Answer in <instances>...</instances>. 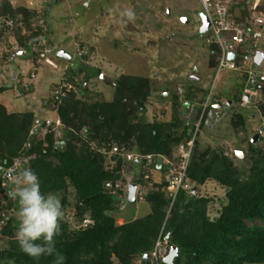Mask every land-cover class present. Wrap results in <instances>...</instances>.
Masks as SVG:
<instances>
[{
	"label": "trees",
	"instance_id": "obj_1",
	"mask_svg": "<svg viewBox=\"0 0 264 264\" xmlns=\"http://www.w3.org/2000/svg\"><path fill=\"white\" fill-rule=\"evenodd\" d=\"M231 7L232 12L234 7L238 8V20L249 15L243 2L238 1ZM259 9L264 11V4ZM34 15V9L1 0L0 39L14 36L21 48L27 46L28 38L39 36L42 41L41 27H31ZM24 29L31 30V35H25ZM215 49V45L208 48L212 67L216 64ZM83 67L80 66L76 72L70 68V71L75 76ZM99 73L97 69L92 74ZM235 75L239 82H243V77ZM83 82L86 81L78 84L73 80L74 90L60 103L52 96L47 100L51 111L48 114L62 122L60 143L55 144L53 132L44 138L34 136L31 147L25 151V155L34 157L22 168H30L38 175L41 192L45 196L54 194L61 201L65 216L55 241L65 258L64 264H139L138 260L140 264H148L143 256L153 248L164 222V234L171 230L166 251L175 246L178 252L173 264H264V151L257 145L264 139V134L256 143L249 141L250 145L247 144V155L251 161L248 170L239 168L232 156L224 154L223 145L202 150L198 140L194 141L186 170L194 189L197 192V188L208 180H214L225 188L226 200L214 219L207 214L208 198L184 191L177 193L167 213L171 194L162 176L153 181L145 195L144 201L150 204L148 214L117 224L113 214L115 198L120 197L125 189L116 190L113 194L106 188V183L113 186L116 181L125 184L137 175L134 171L122 173V155L155 153L172 156L176 147L188 140L189 128L181 119L183 110L177 108H183L178 95H174L171 114L166 119L154 116L151 122L136 121L135 114L145 112L151 95L146 77L121 76L113 80V85L109 84L114 89L110 100L104 98L91 103L85 100L86 97H77V91L87 89ZM56 87L57 84L52 85L53 90ZM7 88L0 87V92ZM186 95L183 94L187 97L185 103L189 99L196 100L191 92ZM255 108L264 120V89ZM36 119L39 118L33 111L8 112L0 104V184L3 171L20 154ZM231 124L237 130L247 129L246 120L239 113H235ZM111 161L115 163L112 165ZM135 165L131 168L134 169ZM136 181L139 183L140 179ZM1 191L7 206L15 205L18 210L11 186ZM85 218L89 220L86 224L83 223ZM17 228V215H12L0 230V234L7 238L6 248L0 250V264H9L13 259L15 264H52V257L34 261L20 250L16 240Z\"/></svg>",
	"mask_w": 264,
	"mask_h": 264
},
{
	"label": "rangeland",
	"instance_id": "obj_2",
	"mask_svg": "<svg viewBox=\"0 0 264 264\" xmlns=\"http://www.w3.org/2000/svg\"><path fill=\"white\" fill-rule=\"evenodd\" d=\"M8 1L34 9L36 15L31 20V27H41L44 36L42 41L39 36L28 38L27 46L23 48L14 36L0 39V87H8L0 92V104L8 112L33 111L34 116L42 120L43 117H51L46 102L52 96L53 84H73V80L80 84L85 80L83 85L87 89L77 91V97H86L85 100L91 103L104 98L110 100L114 92L113 86L106 83L100 74L111 80L134 76L146 77L150 83L151 95L145 112L135 114L136 121L145 123L151 122L154 116L157 119L170 116L172 99L179 94L177 88H181L183 94L187 93L186 96L191 92L196 103L204 100L210 88L215 71L209 64V50L204 46L209 34L198 33L201 11L198 0ZM126 10L134 12V19L128 20L121 15ZM182 18H188L190 22L183 24ZM24 31L28 36L32 33L31 30ZM262 33L264 36V26ZM20 49L23 54L17 53ZM37 49H49L46 58L52 64L35 57ZM60 51L71 59L60 57ZM83 65L80 73L75 76L71 73ZM97 69L100 73L92 74ZM190 74L198 76L199 80L191 79ZM234 75L227 69L217 75L214 92L223 98L224 106L220 111L214 109L208 118L204 117L197 140L202 150L223 145V153L232 156L239 168L248 170L251 161L247 155V144L250 145L254 128L262 125L264 120L255 108L256 103L242 105L243 85ZM186 98L177 97L183 106H177L178 109L185 111ZM230 99L232 104L226 106L225 102ZM235 113L246 120L245 131L232 127ZM257 145L264 151L263 139ZM236 150L244 155L238 158ZM137 168L135 165L134 171ZM155 174L154 180L158 181L161 175ZM148 187L147 184V188L142 189L143 194ZM126 195L127 191L115 198L113 214L117 224L142 218L150 211L149 202L136 200L129 203ZM200 196L210 200L207 214L214 219L226 200L225 188L214 180H208L197 188V197ZM69 201H72L71 197ZM6 243L7 238L0 234V250L6 248Z\"/></svg>",
	"mask_w": 264,
	"mask_h": 264
},
{
	"label": "built area",
	"instance_id": "obj_3",
	"mask_svg": "<svg viewBox=\"0 0 264 264\" xmlns=\"http://www.w3.org/2000/svg\"><path fill=\"white\" fill-rule=\"evenodd\" d=\"M238 1L244 3V7L249 13L248 16L241 20L237 18L240 15L237 7H234L233 12L231 11L232 4ZM261 2L262 0H198L201 7L200 13L204 14L209 25L208 30L203 34H209L206 36L204 46L205 48H210V45H215L216 49L213 50V53L216 64L214 67L215 74L204 100L199 103H196L195 100L186 102L185 111L181 114L184 125L189 128L190 136L188 140L180 143L176 147L172 156L155 153H147L146 155L128 153L122 155L124 160L122 173L125 174L128 171H134L131 166L136 164L138 168L134 172L137 175L131 177L133 181L131 180L130 182L127 180L125 184L118 181L115 182L114 186L111 183H106V188L111 193L115 194L116 190L122 191L125 189L127 191L129 186L134 184L136 185L134 194L135 201H144L147 192L143 194L142 189H146L147 184L152 187V183L155 181V172H157L160 173V178L163 176L165 181H167V190L171 194L167 213L170 211L172 203L179 191H184L186 194L197 197L194 184L190 182L186 170L192 156L194 141L197 139L204 117L209 110H212L214 104L222 102L223 100L222 97L214 92L217 75L222 70L227 69L244 78L242 82V105H255L261 97L259 88L260 85L264 84V57L259 66L254 63V56L257 51L262 52L264 55V36L262 33L264 11L259 9L262 4ZM201 25L199 21V27ZM37 52L39 59L52 64L46 58L50 52L49 49H38ZM230 52L234 53L233 58H228V53ZM31 76L33 77L34 74L31 73ZM72 90H74V86L71 83L65 82L57 84V87L53 90L52 98L60 103L62 98L66 97ZM177 91L179 93L177 94L178 96H183L181 88H177ZM246 95L248 96L247 101L244 100V96ZM61 126L62 122L56 116L44 118L43 120L36 119L29 129V139L23 143L20 154L15 156L11 166L3 171L2 182L0 184V230L6 225V222L12 215H17L15 205L7 206L1 194V189L11 186L12 191L14 189V177L22 168L28 165L29 159L34 157L32 154L25 155V151L31 147V138L34 136L44 138L47 133L53 132L55 144H59V138L61 137L59 128ZM255 131L259 136H262L261 128H255ZM44 147H46V144H44ZM158 158L161 159L160 167L156 168V160ZM114 163L115 161H111L112 165ZM138 178L140 182H134ZM88 222V219L83 221L84 224ZM164 223L158 232L153 248L148 254V264L163 263L162 258L167 252L166 245L168 244L167 237L164 234Z\"/></svg>",
	"mask_w": 264,
	"mask_h": 264
},
{
	"label": "clouds",
	"instance_id": "obj_4",
	"mask_svg": "<svg viewBox=\"0 0 264 264\" xmlns=\"http://www.w3.org/2000/svg\"><path fill=\"white\" fill-rule=\"evenodd\" d=\"M121 15L126 16L128 20L135 17L134 12L131 10H126ZM240 83L242 84L241 81ZM259 94L261 96V93ZM221 103H223V100L216 104ZM258 127L262 130V136H259L254 128L252 137L256 134L259 139L264 134V123ZM252 137H250V141ZM13 184L15 188L12 195L18 205L16 240L20 250L34 261H39L42 257H52V264H64L65 258L58 251L55 241V237L60 234V222L65 216L60 199L54 194L45 196L41 192L39 177L30 168L21 170L14 177ZM37 241H40V243H37ZM138 263L140 264V262ZM9 264H15V260H10Z\"/></svg>",
	"mask_w": 264,
	"mask_h": 264
},
{
	"label": "water",
	"instance_id": "obj_5",
	"mask_svg": "<svg viewBox=\"0 0 264 264\" xmlns=\"http://www.w3.org/2000/svg\"><path fill=\"white\" fill-rule=\"evenodd\" d=\"M198 19H199V21L202 24L199 27V29H198V33L200 35H203L208 30V27H209L208 21H207L206 17L204 16V14H202V13H199ZM181 21H182L183 24H188L189 23V19L188 18H182ZM17 53L22 54V50H18ZM58 55L60 57H63V58L71 59L67 53L62 52V51H60L58 53ZM233 56H234V53L233 52L228 53V58H233ZM263 57H264L263 53L260 52V51H257L256 54H255V56H254V63L257 66H259V64H260L261 60L263 59ZM100 77L104 81H106V83L112 84V85L114 84L113 80H111L110 78H107L106 75L100 74ZM191 77L194 80H199V77H197V76H191ZM262 89H264V84L260 85L259 93H261ZM244 100H246V101L248 100V96L247 95L244 96ZM230 104H231V101L228 100L227 103H226V105L228 106ZM214 107L219 108V107H221V104H215ZM257 141H258V135L255 134L252 137L251 142L252 143H256ZM235 154L237 155L238 158H241L244 155L243 152H240V151H237V150L235 151ZM160 161H161L160 158H158L156 160V168H159L160 167ZM135 190H136V185H134V184L130 185L129 188H128V190H127L126 197H127V201L129 203L135 202V198H134ZM170 233H171V230H169L167 232V234H166V237L167 238L169 237ZM177 256H178L177 248L175 246H170L169 250L167 251V253L162 258V261H163L164 264H173V261H174V259ZM143 260H145V261L148 260V255L143 256Z\"/></svg>",
	"mask_w": 264,
	"mask_h": 264
},
{
	"label": "flooded vegetation",
	"instance_id": "obj_6",
	"mask_svg": "<svg viewBox=\"0 0 264 264\" xmlns=\"http://www.w3.org/2000/svg\"><path fill=\"white\" fill-rule=\"evenodd\" d=\"M190 22V21H189ZM196 69V68H195ZM191 76H196V75H192V74H190L189 75V77L192 79V77ZM198 77V76H197ZM227 103V102H226ZM226 103H225V105H226ZM223 103H221V107H219V108H212V110H209L208 111V113L206 114V117L208 118V116L207 115H209V114H211L212 113V111L214 110V109H216V111H220V110H222V108H223ZM229 106V105H228ZM224 111V110H223ZM208 122V121H207ZM249 141H250V139H249Z\"/></svg>",
	"mask_w": 264,
	"mask_h": 264
},
{
	"label": "crops",
	"instance_id": "obj_7",
	"mask_svg": "<svg viewBox=\"0 0 264 264\" xmlns=\"http://www.w3.org/2000/svg\"><path fill=\"white\" fill-rule=\"evenodd\" d=\"M21 50V49H20ZM18 52V51H17ZM22 54H23V51H22ZM14 76V75H13ZM13 76H12V78H13ZM14 79V78H13ZM157 176V175H156Z\"/></svg>",
	"mask_w": 264,
	"mask_h": 264
}]
</instances>
